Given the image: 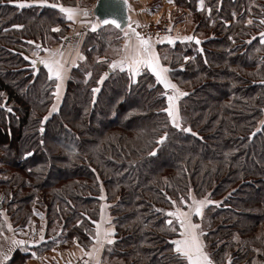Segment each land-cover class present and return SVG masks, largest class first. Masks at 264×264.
Wrapping results in <instances>:
<instances>
[{"label": "trees", "instance_id": "1", "mask_svg": "<svg viewBox=\"0 0 264 264\" xmlns=\"http://www.w3.org/2000/svg\"><path fill=\"white\" fill-rule=\"evenodd\" d=\"M172 1L190 12L187 36L201 41L161 45L170 80L187 93L180 129L163 111L171 90L150 70L133 82L109 68L121 35L111 26L86 31L85 59L54 96L55 80L31 61L63 38L65 13L0 0V251L36 208L44 239L34 255L72 242L88 250L103 212L114 231L104 264H187L166 214L187 208L191 193L214 202L195 218L213 264H264V0H204L203 10L199 0ZM30 258L19 248L5 264Z\"/></svg>", "mask_w": 264, "mask_h": 264}, {"label": "snow or ice", "instance_id": "2", "mask_svg": "<svg viewBox=\"0 0 264 264\" xmlns=\"http://www.w3.org/2000/svg\"><path fill=\"white\" fill-rule=\"evenodd\" d=\"M10 2H15L16 6L21 9L25 7H32L33 5L59 8L61 12L67 15V19L69 20H73L74 16L76 15V10L74 8L64 7L60 4H49V0H10ZM199 7L201 10L204 9V0H199ZM208 11L210 13L211 9L209 8ZM99 23L104 25L112 24L115 27L120 28V24L115 19L112 20L104 19L99 21ZM248 23L251 24L252 21L249 20ZM260 23L264 24V20H261ZM15 27H22V25H16ZM128 27L131 31L124 33V36L126 38L125 48L127 49V47L129 46L130 35L135 36L137 45L134 49V54L125 55L120 60L112 61L109 64V68L113 70L119 69L121 71H124L126 68L133 82H135V78L142 73V70H144L145 68L150 70L151 73L154 74L156 80L163 85L164 89L171 90V94H168L167 92L163 93V95L166 96V100H167V107H165L163 111L170 118L172 125L180 129L181 117H180L178 101L181 97L186 96L187 93L181 91L178 88V86L170 80L169 72L171 70L161 63V58L154 49L153 43L151 42V37H145L141 35L139 32L135 31V29L131 28L130 24ZM91 30L92 31L96 30L95 24L92 25ZM53 31H59V29L54 28ZM259 37L261 43H264V32L259 33ZM176 39H181V38L177 37ZM182 39L184 41L194 40L196 44L201 43V41L194 35L184 36L182 37ZM253 39H255V37H253ZM166 40L167 43L169 44L175 43V39L171 36L166 37ZM30 43H34V42H30ZM36 47L37 49H40L41 46L37 45ZM43 51L49 53V56L46 58H41L39 57V54L37 52L36 53L37 59L32 60L31 63L37 71L39 70L37 66L43 65V67L47 70L49 79L50 80L54 79L56 81L54 95L58 98L60 95V90L63 81L65 79L66 68L62 60L58 59L57 56L62 57L63 53L53 52L50 49H43ZM80 59H85V57L81 55ZM185 59H187V57H185ZM89 75L91 74L89 73ZM107 75L108 73H105L104 76H101L100 78L101 82ZM93 91L96 92L99 91V89H94ZM56 110H57L56 106L53 105L52 111L55 112ZM8 111L11 112V109L9 108ZM46 119L47 117H45V120ZM40 130L41 132H43L44 129L41 128ZM182 130L187 132H192V129L190 127L184 128ZM166 135L167 134H165V136L160 138L161 142L166 138ZM101 199H104V197L101 196ZM211 203L214 202L206 198L197 199L195 196H192L190 193L188 200H185L183 197L181 198V204L186 205L188 207V211H182L179 208H177L175 211H169L166 214L168 217H170V219L166 220V224L168 226L171 227L174 223H178L179 238L172 240L171 244L174 246L173 250L177 254V256L185 259L187 264H213V261L209 253L206 251V245L204 243V240L202 239V237L205 236L206 233H204L203 229L201 228V225L199 223L193 222L192 219L193 216L202 218L204 207ZM173 204H175V202H173ZM102 222H104L103 212L101 215V222H95L96 235L94 237V239L98 243H101V246H102L101 236H103V241H106L108 244H111L113 243V240L110 239V237L114 235L113 230L103 229L102 231L101 229ZM171 230L174 232L177 231L176 228H172ZM43 239L44 237L43 235H41L40 240ZM12 243L14 245L15 244L22 245L25 243V241L13 240ZM88 255H91V253H88ZM4 259L7 260L8 256L5 255ZM229 264H231V261H229Z\"/></svg>", "mask_w": 264, "mask_h": 264}, {"label": "crops", "instance_id": "3", "mask_svg": "<svg viewBox=\"0 0 264 264\" xmlns=\"http://www.w3.org/2000/svg\"><path fill=\"white\" fill-rule=\"evenodd\" d=\"M129 3L128 7V16H129V23L127 26L121 31L120 35V56L116 60L122 59L125 55H132L134 54V49L137 45V41L135 36L130 35V43L127 49L125 48L126 45V38L124 36L125 32H130L129 24L131 25V28L135 29L137 25L139 24H146L157 21L159 18H161L164 15H170L172 11H174L175 7L172 6L170 2L163 3L160 7L154 8L153 0H127ZM96 0H91L89 5L81 8V6L77 5L75 7H72L76 10V15L74 16L73 20H69L66 18V28L65 35L58 43L53 44L49 49L53 52H62L63 55L57 56L58 59H61L62 62L65 65L66 73H65V79L63 81V84L65 83V80L68 76L69 70L71 67L75 66L77 61L80 59V50L81 46L83 44L84 36L87 30L90 29V27L97 23V19L90 14V11L93 9L95 5ZM178 8V7H177ZM183 9V8H182ZM87 13V14H85ZM66 15V14H65ZM67 17V15H66ZM187 16L185 24L187 23ZM83 21V23H82ZM100 26V24H98ZM176 27H182L181 24L175 25ZM188 30V29H187ZM189 33V30H188ZM184 33L183 35H178L174 37L176 40H182V37L187 36ZM177 37H180L181 39H176ZM164 41V42H161ZM159 42L151 41L153 43L154 49L156 51V47L159 45H165L169 44L167 43V40H161ZM172 45V44H169ZM36 55V54H35ZM49 56V53L44 52L41 58H46ZM37 59V58H33ZM119 70V69H118ZM125 70H127L125 68ZM47 71V70H46ZM121 71V70H119ZM105 213V212H104ZM104 219L106 218L105 214L103 215ZM196 219H199L200 217L193 216V222L197 223L195 221ZM27 228L20 232L17 235H11L6 236V246L3 248L2 251H0V264H5L12 254L19 248H23L24 251L29 252L31 254V258L27 262V264H61L64 261L72 260L75 258H84L86 263L85 264H104L101 260V254L102 250L105 244H108L106 241H103V236H101L102 240V246L101 243H98L95 239L93 241V245L88 250H82L76 242H72L66 246H63L61 248H58L57 246L49 251L42 253L41 255H34L29 248L32 246H35L37 243L41 242V231L35 235V233H31V237L28 238ZM101 229H109L113 230V228L107 224V221L104 220V222L101 223ZM42 230V229H41ZM96 235V232H95ZM110 239H113V236L110 237ZM13 240H23L25 241L24 244H13ZM60 247V246H59ZM88 253H91V255H88ZM7 255L8 259L5 260L4 256Z\"/></svg>", "mask_w": 264, "mask_h": 264}, {"label": "rangeland", "instance_id": "4", "mask_svg": "<svg viewBox=\"0 0 264 264\" xmlns=\"http://www.w3.org/2000/svg\"><path fill=\"white\" fill-rule=\"evenodd\" d=\"M90 2H91V0H83L80 3L79 6H81V8H83V7L87 6V5H89ZM165 2H170L172 4V6L175 7L174 8L175 10L172 11L170 13V15H169L170 21H171V25H172V27L174 29V33L177 36L178 35L179 36L180 35H183L184 33L186 34V31L188 33L187 26L185 27V21H186L185 18H186V16L187 17L189 16L190 12L188 10L182 9L181 6H178L172 0H153V5L155 6L154 8L160 7ZM160 9H161V7H160ZM187 22H188V20H187ZM177 24H181L182 27H176L175 28V25H177ZM109 30H113V29L110 28V26H109ZM166 48L167 47H165V46H158V47H156V52L159 54L161 60H162V56L168 57ZM40 56H42V55L39 54V57ZM119 56H118V58H119ZM33 57L34 58H37V55H33ZM32 60H34V59H32ZM161 63H162V61H161ZM63 88H64V84H62V87H61L60 95L59 96H61L63 94V91H64ZM54 105L57 107L58 103H54ZM180 210H182V211H188V207L185 208V209H180ZM28 226L29 227H28L27 232H26L28 234V238L31 237V233H35V235H36V234H38L41 231L42 226H43V222H42V219L40 217V209L39 208H36L35 209L34 214H33L32 218H31L30 223L28 224ZM58 248H60V247L58 246Z\"/></svg>", "mask_w": 264, "mask_h": 264}, {"label": "water", "instance_id": "5", "mask_svg": "<svg viewBox=\"0 0 264 264\" xmlns=\"http://www.w3.org/2000/svg\"><path fill=\"white\" fill-rule=\"evenodd\" d=\"M128 7L129 3L127 0H96L93 9L90 11V14H92L97 19L100 26H111L116 30L122 31L129 23ZM104 19H115L120 24V28H117L112 24L104 25L99 23V21ZM94 24L96 27L98 26L97 23ZM39 66L40 65L37 67L39 68Z\"/></svg>", "mask_w": 264, "mask_h": 264}, {"label": "built area", "instance_id": "6", "mask_svg": "<svg viewBox=\"0 0 264 264\" xmlns=\"http://www.w3.org/2000/svg\"><path fill=\"white\" fill-rule=\"evenodd\" d=\"M135 31L139 32L145 37H151V41L159 42L165 40L166 37H175L174 29L168 15H164L155 22L139 24L136 26ZM84 258H75L72 260L64 261L61 264H85Z\"/></svg>", "mask_w": 264, "mask_h": 264}]
</instances>
